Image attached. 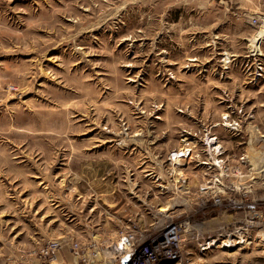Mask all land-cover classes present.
Wrapping results in <instances>:
<instances>
[{
	"label": "rangeland",
	"instance_id": "rangeland-1",
	"mask_svg": "<svg viewBox=\"0 0 264 264\" xmlns=\"http://www.w3.org/2000/svg\"><path fill=\"white\" fill-rule=\"evenodd\" d=\"M259 64L264 0H0V264H124L171 222L187 264H264Z\"/></svg>",
	"mask_w": 264,
	"mask_h": 264
},
{
	"label": "built area",
	"instance_id": "built-area-1",
	"mask_svg": "<svg viewBox=\"0 0 264 264\" xmlns=\"http://www.w3.org/2000/svg\"><path fill=\"white\" fill-rule=\"evenodd\" d=\"M263 70V65L259 64L253 72L254 77H260ZM214 202L221 204L223 200L222 198H217ZM232 203L239 205L236 200H232ZM181 224L183 223L171 222L164 227L163 230L165 231L163 235L159 234V236L151 239L139 237L135 229L129 231L123 230L120 241L114 245L112 252L109 251L110 255L114 254L115 261L122 260L124 264H162L167 262L172 264H187L188 258L183 253L185 251L183 248L186 230H184ZM121 243L122 245H120ZM59 251V244L56 241H52L41 248L37 252V256L41 263L53 264L58 258Z\"/></svg>",
	"mask_w": 264,
	"mask_h": 264
},
{
	"label": "bare ground",
	"instance_id": "bare-ground-1",
	"mask_svg": "<svg viewBox=\"0 0 264 264\" xmlns=\"http://www.w3.org/2000/svg\"><path fill=\"white\" fill-rule=\"evenodd\" d=\"M226 61H230V56L228 55L227 56V58H226ZM216 139V138H215ZM217 146H219V145H217ZM187 149V148H186ZM188 150V149H187ZM186 152V151H185ZM176 153V152H175ZM190 154V153H189ZM181 156L182 155H184V153L182 152V154H180ZM179 155L177 154L176 155V157H178ZM180 159V158H179ZM178 159V160H179ZM177 160V159H176ZM177 160V161H178ZM174 162V161H173ZM176 163V162H175ZM183 175V174H182ZM181 175V176H182ZM255 220V219H254ZM253 220H249V221H247V224L248 225H253ZM200 229V230H202L203 229V227L202 226H200V225H198L197 226V229ZM185 230V229H184ZM248 230V229H247ZM186 232H187V229H186ZM235 234H237L236 235V237H235ZM163 235V234H162ZM226 237H229V238H225L224 240H221V244H219L218 242L220 241V239H213V240H211L210 242H209V245H207V246H205V247H203L204 249H206V250H208V249H211L213 246H215V247H219V248H226V249H232V247L233 246H237V245H240V244H243V243H245V242H247V233L242 229V228H240V229H238V230H236L234 233H231V234H229V235H227ZM218 244V245H217ZM247 245V244H246ZM243 246V245H242ZM236 248V247H235ZM184 249V248H183ZM182 249V250H183ZM183 253H184V251H183Z\"/></svg>",
	"mask_w": 264,
	"mask_h": 264
},
{
	"label": "crops",
	"instance_id": "crops-1",
	"mask_svg": "<svg viewBox=\"0 0 264 264\" xmlns=\"http://www.w3.org/2000/svg\"><path fill=\"white\" fill-rule=\"evenodd\" d=\"M64 253V252H63ZM66 255H68L69 257L71 256V252H66ZM69 260H70V258H69ZM69 263H71V260L69 261Z\"/></svg>",
	"mask_w": 264,
	"mask_h": 264
}]
</instances>
